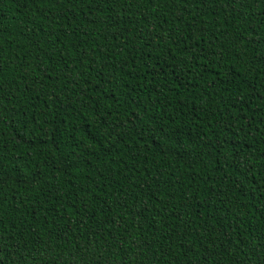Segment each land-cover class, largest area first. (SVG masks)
I'll list each match as a JSON object with an SVG mask.
<instances>
[{
    "label": "trees",
    "instance_id": "1",
    "mask_svg": "<svg viewBox=\"0 0 264 264\" xmlns=\"http://www.w3.org/2000/svg\"><path fill=\"white\" fill-rule=\"evenodd\" d=\"M0 264H264V0H0Z\"/></svg>",
    "mask_w": 264,
    "mask_h": 264
}]
</instances>
